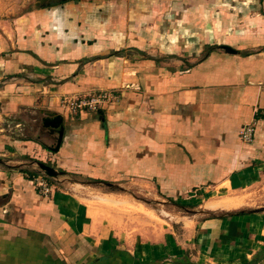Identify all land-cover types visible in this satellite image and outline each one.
Listing matches in <instances>:
<instances>
[{
	"label": "crops",
	"instance_id": "1",
	"mask_svg": "<svg viewBox=\"0 0 264 264\" xmlns=\"http://www.w3.org/2000/svg\"><path fill=\"white\" fill-rule=\"evenodd\" d=\"M0 160V264H264V0H0Z\"/></svg>",
	"mask_w": 264,
	"mask_h": 264
},
{
	"label": "rangeland",
	"instance_id": "2",
	"mask_svg": "<svg viewBox=\"0 0 264 264\" xmlns=\"http://www.w3.org/2000/svg\"><path fill=\"white\" fill-rule=\"evenodd\" d=\"M54 1V0H53ZM240 181H245V183H242L240 185V189L239 191L235 192V193H231V186L229 184L223 185L218 187L215 190L210 191L209 193H205L206 196L209 195H213L216 198L222 197V196H227L231 197L235 196L237 198H242L243 199V205L241 206L240 210H244V211H253L256 209H262L264 208V178H260L258 176L252 175L250 177H246L244 179H241ZM106 188V187H104ZM78 194H80L83 197H87V198H91L94 199L96 196H99L98 193L95 192L94 189H88L87 191H84L83 189L79 188V192ZM231 194V195H229ZM205 195L200 197V201L201 198L205 197ZM142 197V198H140ZM145 197H147L146 195H139L137 198L140 199H144ZM128 199L131 200V202L125 203V208L127 209L128 214H134V213H138L137 215H143L144 216V220H143V226L144 227H148L151 223V221L154 219L155 221H159L161 224H165V222H171L173 220V217L168 218L167 215L165 217H161L164 216L165 213H168L169 211L166 212H161L160 214V219L157 215V213L153 212L152 210L146 209L145 207H139L138 209L134 207L133 201L135 200L133 197H131V195H128ZM198 201V200H197ZM111 203V202H110ZM196 202L192 201V204L185 206L188 209H192V208H196L198 205L194 204ZM153 205L155 203H152ZM150 208L151 207H147ZM162 209V208H161ZM199 209V208H198ZM148 210V211H147ZM166 210V209H163ZM171 212V209H170ZM178 212V211H177ZM181 214L184 215H188L183 213V211H181ZM264 213V212H263ZM180 214V213H179ZM136 215V216H137ZM130 217L133 216H129ZM179 219V218H177ZM161 220V221H160ZM164 220V221H162ZM176 227H178V225H176Z\"/></svg>",
	"mask_w": 264,
	"mask_h": 264
},
{
	"label": "built area",
	"instance_id": "3",
	"mask_svg": "<svg viewBox=\"0 0 264 264\" xmlns=\"http://www.w3.org/2000/svg\"><path fill=\"white\" fill-rule=\"evenodd\" d=\"M108 98L109 95L106 92H102L99 95H93L86 99L65 98L62 103L73 112L81 109H88L90 111H94L99 107L101 103L106 101ZM253 130L254 129L251 125H246L240 132L241 139L244 142L252 141ZM37 183L38 184H36V186L43 195L47 196L51 193V187L44 180H38Z\"/></svg>",
	"mask_w": 264,
	"mask_h": 264
},
{
	"label": "water",
	"instance_id": "4",
	"mask_svg": "<svg viewBox=\"0 0 264 264\" xmlns=\"http://www.w3.org/2000/svg\"><path fill=\"white\" fill-rule=\"evenodd\" d=\"M63 2L69 1V0H62ZM225 51L229 53H233V50H231L229 47H222ZM42 126L44 128H50L53 132H55L58 137L56 139V145L54 148L50 147V150L52 152H56L61 144L62 138H63V123H62V117L55 114V113H45V117L42 118L41 120ZM1 162V160H0ZM38 168L45 174L46 177L48 178H56L59 175H63L62 172H57L54 168L51 166H48L44 163L37 162L36 163ZM104 185L111 187L110 183H104ZM252 213H259V212H264V208L262 209H256L253 211H250Z\"/></svg>",
	"mask_w": 264,
	"mask_h": 264
},
{
	"label": "bare ground",
	"instance_id": "5",
	"mask_svg": "<svg viewBox=\"0 0 264 264\" xmlns=\"http://www.w3.org/2000/svg\"><path fill=\"white\" fill-rule=\"evenodd\" d=\"M227 197H225V199H226ZM228 200V199H227ZM222 203V202H221ZM224 203V202H223ZM225 204H226V202H225ZM234 205V204H233Z\"/></svg>",
	"mask_w": 264,
	"mask_h": 264
}]
</instances>
